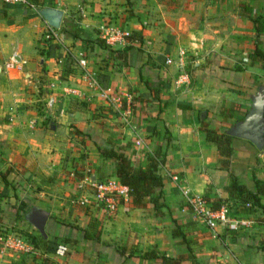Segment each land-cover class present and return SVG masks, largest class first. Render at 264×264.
I'll return each mask as SVG.
<instances>
[{
    "label": "crops",
    "instance_id": "1",
    "mask_svg": "<svg viewBox=\"0 0 264 264\" xmlns=\"http://www.w3.org/2000/svg\"><path fill=\"white\" fill-rule=\"evenodd\" d=\"M43 4H35L37 11L0 2V231L39 239L27 253L0 250V264H170L161 255L181 256L180 264H264V224L255 220L261 210L237 212H253V227L245 230L210 229L186 210L181 193L233 205L230 172L253 190L255 179L264 182V145L241 139L229 171L200 128L207 115L215 129L229 131L261 93L264 57L253 50L264 52V0ZM42 7L63 9L61 42L44 39ZM108 19L140 40L104 48L62 31L71 21L95 39ZM81 58L98 85L85 80ZM126 96L131 126L110 106ZM223 109H233L231 116ZM159 146L166 155L160 201L172 216L158 217L152 204L137 207L130 197L114 212L80 203L92 199L91 182L119 181L115 162L99 147L119 148L134 167H145ZM36 212L47 214L43 231ZM175 227L186 241L172 234Z\"/></svg>",
    "mask_w": 264,
    "mask_h": 264
},
{
    "label": "trees",
    "instance_id": "2",
    "mask_svg": "<svg viewBox=\"0 0 264 264\" xmlns=\"http://www.w3.org/2000/svg\"><path fill=\"white\" fill-rule=\"evenodd\" d=\"M34 3L40 4V6H44L43 3H40L36 0L34 1ZM255 28L259 30L256 22ZM62 31L66 35H69L73 38L85 40V43L87 44L96 43L104 48H107V46H109L98 36V31L97 37L95 39H92L91 34L88 31L71 21L65 23V25L62 27ZM128 39L131 40V42L133 40H140L136 32H131ZM253 56H259L263 58L264 52L260 48L255 47V49L253 50ZM232 112L233 109L221 110V114L225 117L231 116ZM200 128L204 132L206 142L216 146L218 154L220 156L218 160L219 166L230 171V159L236 149V144L239 143L241 139L233 137L228 133V131H218L217 129H215L208 120L207 115L201 117ZM247 142L251 146H253L251 142ZM98 150L105 160H113L115 162L116 177L122 185L127 186L128 194L133 205L140 207L145 205L146 203H150L153 205L155 214L158 217L173 215V213L169 209H166L165 204L160 201L162 192L161 190L163 186V177L160 175L159 169L166 160L165 150H162L159 146L156 150L153 151V153L148 154V162L145 167H134L131 164L129 156L119 148L116 149L114 147H99ZM254 182L256 186L255 190L247 188L245 185L240 184L237 181L235 175L230 172V184L227 186L228 195L229 199L232 200L235 212L248 213L253 208L261 210V214L256 216L255 220L259 224H264V203L261 202V196L264 195V182L258 179H255ZM210 203L214 208H218L220 203L222 202L217 203V201H211ZM255 220L253 219V221ZM172 234L174 236H182L184 241L187 240L185 234L182 233V231H180L178 227H175L172 230ZM26 239L28 243L33 242L36 244L35 241H39V239L32 236L28 237L27 235ZM260 248L264 252V239L260 243ZM155 258H158L157 255L155 256ZM160 259L170 264H180V262L182 261L181 256L168 258L164 255H161Z\"/></svg>",
    "mask_w": 264,
    "mask_h": 264
},
{
    "label": "built area",
    "instance_id": "3",
    "mask_svg": "<svg viewBox=\"0 0 264 264\" xmlns=\"http://www.w3.org/2000/svg\"><path fill=\"white\" fill-rule=\"evenodd\" d=\"M3 4L9 5H21L26 8L37 9L36 5L30 0H0ZM98 36L110 46H125L131 42L129 40L130 30L121 26L119 21L115 19H108L103 21L97 28ZM44 39L47 42L54 41L59 43L62 40V34L59 32V28H54L47 23L44 30ZM172 59L167 58L166 63H171ZM81 69L85 80L90 85H98L95 74L91 72L88 65V60L81 58L79 60ZM109 91V89H107ZM55 98L48 99V105H52ZM110 106L114 109L122 119L126 126H131L132 119V101L130 97L117 98L112 100ZM140 138L136 137V143L140 144ZM92 191V199L83 197L80 200L81 204L86 203H101L104 204L109 212H114L123 197H129L128 188L122 185L119 181L113 178H107L105 180H99L90 183ZM186 200V210L198 221L204 223L210 229H216L217 227H223L231 231H239L250 228L254 221L248 216L235 213L229 202L220 203L218 208H214L212 204L204 197L190 195L188 190L182 189ZM31 245L27 242L25 233L20 231H0V250L2 252H23L29 251Z\"/></svg>",
    "mask_w": 264,
    "mask_h": 264
},
{
    "label": "water",
    "instance_id": "4",
    "mask_svg": "<svg viewBox=\"0 0 264 264\" xmlns=\"http://www.w3.org/2000/svg\"><path fill=\"white\" fill-rule=\"evenodd\" d=\"M40 15L45 21L54 28H60L63 9L54 7H42L39 9ZM230 135L236 138L250 141L257 149H261L264 145V87L261 93L255 98L252 108L248 111L244 118L238 121L232 129L228 131ZM34 223L36 227L43 231L46 213H34Z\"/></svg>",
    "mask_w": 264,
    "mask_h": 264
},
{
    "label": "rangeland",
    "instance_id": "5",
    "mask_svg": "<svg viewBox=\"0 0 264 264\" xmlns=\"http://www.w3.org/2000/svg\"><path fill=\"white\" fill-rule=\"evenodd\" d=\"M32 3H34V1L33 0H30ZM36 1H41V2H43V3H45V4H49V3H51V1H53V0H36ZM38 8V7H37ZM40 9V8H39ZM132 108H133V106H132ZM133 111V110H132ZM132 116V115H131ZM231 208L233 209L234 207H233V205L231 204ZM250 216H249V218L251 219V220H253V212H251L250 214H249ZM252 227V226H251ZM28 251H25V253H27Z\"/></svg>",
    "mask_w": 264,
    "mask_h": 264
}]
</instances>
